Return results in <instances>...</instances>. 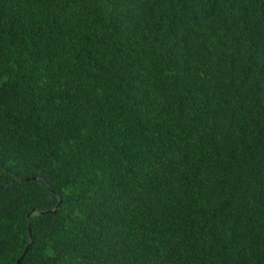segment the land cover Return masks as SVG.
Segmentation results:
<instances>
[{
    "label": "trees",
    "instance_id": "16d2710c",
    "mask_svg": "<svg viewBox=\"0 0 264 264\" xmlns=\"http://www.w3.org/2000/svg\"><path fill=\"white\" fill-rule=\"evenodd\" d=\"M24 248L264 264V0H0V264Z\"/></svg>",
    "mask_w": 264,
    "mask_h": 264
},
{
    "label": "water",
    "instance_id": "95a60500",
    "mask_svg": "<svg viewBox=\"0 0 264 264\" xmlns=\"http://www.w3.org/2000/svg\"><path fill=\"white\" fill-rule=\"evenodd\" d=\"M56 207H57V204L54 206L53 209H51V210H49V211H45V212L53 213V212H55ZM40 213H43V212H40ZM25 250H26V248H24V250H23V252L21 253V255L16 259V263H17V264H20V262H21V258H22V255L24 254Z\"/></svg>",
    "mask_w": 264,
    "mask_h": 264
}]
</instances>
